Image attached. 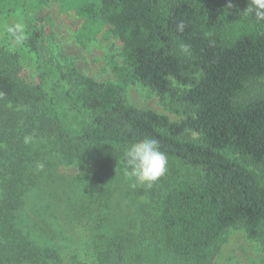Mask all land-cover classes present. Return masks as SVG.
I'll return each instance as SVG.
<instances>
[{"label":"trees","instance_id":"obj_1","mask_svg":"<svg viewBox=\"0 0 264 264\" xmlns=\"http://www.w3.org/2000/svg\"><path fill=\"white\" fill-rule=\"evenodd\" d=\"M23 1L0 0V19L22 23L26 35L18 44L7 27L15 46L0 49V264H38L49 254L17 227L16 213L43 178L52 182L55 165L78 166L94 199L108 165L144 138L158 140L169 174L149 187L139 226L112 236L100 264H210L235 228L264 250V173L253 169L264 165V90L242 98L264 81V20L245 12L251 0L78 4L88 39L121 42L117 82L54 64L38 23L46 0L31 11ZM133 83L184 104L185 117L130 103ZM188 131L198 137L185 138Z\"/></svg>","mask_w":264,"mask_h":264},{"label":"rangeland","instance_id":"obj_2","mask_svg":"<svg viewBox=\"0 0 264 264\" xmlns=\"http://www.w3.org/2000/svg\"><path fill=\"white\" fill-rule=\"evenodd\" d=\"M26 1L30 11L34 10L37 0ZM87 1L46 0L43 12L47 18L38 21L44 28L42 52L64 70L76 68L98 81L117 82L112 64H123L122 44L112 35L88 39L81 30V16L76 7ZM12 23L9 17L0 19V49L15 46L4 39L6 28ZM249 86L242 98L262 93L264 81ZM126 95L130 103L166 114L172 121L185 117L184 104L163 99L140 83L129 84ZM184 137L197 138L198 134L188 131ZM253 169L264 173V165ZM125 170L121 153L118 162L108 165L103 194L94 199L84 195L85 182L75 164L55 165L52 182L43 178V183L28 192L16 213V225L43 252L49 250L48 255L44 253L45 261L38 264H100V255L112 236L139 226L149 186L136 183L125 175ZM168 174L167 166L161 178ZM210 264H264V250L247 237L244 229H230Z\"/></svg>","mask_w":264,"mask_h":264},{"label":"clouds","instance_id":"obj_3","mask_svg":"<svg viewBox=\"0 0 264 264\" xmlns=\"http://www.w3.org/2000/svg\"><path fill=\"white\" fill-rule=\"evenodd\" d=\"M246 13L254 14L257 19L264 20V0H251ZM178 31H183L184 23L177 25ZM16 41L22 43L26 39L25 26L22 23H15L7 29ZM181 51L187 53L188 45H180ZM33 141L32 136H25L24 143ZM126 165L125 175L134 179L138 184L151 186L158 181L167 171V157L160 150L159 142L155 138H144L130 144L123 153ZM39 169H43V164H38Z\"/></svg>","mask_w":264,"mask_h":264}]
</instances>
